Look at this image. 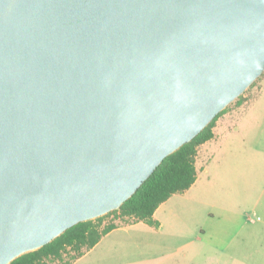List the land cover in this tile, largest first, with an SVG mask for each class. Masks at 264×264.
I'll return each mask as SVG.
<instances>
[{"label": "water", "instance_id": "1", "mask_svg": "<svg viewBox=\"0 0 264 264\" xmlns=\"http://www.w3.org/2000/svg\"><path fill=\"white\" fill-rule=\"evenodd\" d=\"M264 72V0H0V264L117 209Z\"/></svg>", "mask_w": 264, "mask_h": 264}, {"label": "crops", "instance_id": "2", "mask_svg": "<svg viewBox=\"0 0 264 264\" xmlns=\"http://www.w3.org/2000/svg\"><path fill=\"white\" fill-rule=\"evenodd\" d=\"M212 131L198 146L195 182L155 210L158 226H118L71 264H264V73L217 117ZM199 174L206 178L202 188ZM208 204L222 220L209 218L192 237L182 234L186 221L171 220L176 212L200 213ZM161 214H170L168 221Z\"/></svg>", "mask_w": 264, "mask_h": 264}, {"label": "trees", "instance_id": "3", "mask_svg": "<svg viewBox=\"0 0 264 264\" xmlns=\"http://www.w3.org/2000/svg\"><path fill=\"white\" fill-rule=\"evenodd\" d=\"M243 93L237 97L238 100L243 97ZM226 108L221 110L193 139L166 156L120 207L97 218L71 226L49 243L18 256L9 264H53L57 262L71 264L93 247L102 236L118 226L138 221L158 226V221L153 218L155 210L170 196L184 192L195 182V158L198 146L213 137L212 128L215 120ZM108 214H115V219L119 222L104 223L102 218Z\"/></svg>", "mask_w": 264, "mask_h": 264}, {"label": "rangeland", "instance_id": "4", "mask_svg": "<svg viewBox=\"0 0 264 264\" xmlns=\"http://www.w3.org/2000/svg\"><path fill=\"white\" fill-rule=\"evenodd\" d=\"M261 76H259V78L254 82L253 85H251L250 87H248L243 95H247L248 93H250L253 89V87L257 84V82L259 81ZM238 99L236 98L235 100H233L231 103H229L225 109V111L227 109L232 108L236 103H237ZM199 183L197 184V187L202 188L204 186V181H206V178L204 176H202L201 174H199ZM207 184V183H206ZM216 189H225V186L223 185H219L215 187ZM209 204L204 206V209L202 212L200 213H178L176 212V217L171 216V220L174 221H186V224L183 226L182 228V234L186 235L188 237H192L194 235L197 234V232H200L202 229H204V226L206 224V222H208L209 218L213 219V220H222V218L220 217V215L217 214L216 209H209ZM208 213V215H207ZM246 216H249L250 219H256V215L252 214V213H247ZM170 218V214L164 216L163 214L160 215V220L162 222H166L168 221V219ZM102 221L104 223L107 222H111L114 221L115 223H118L119 221L115 219V214H108L106 216H104L102 218ZM68 256H66L67 258ZM53 264H63L62 262H57V263H53Z\"/></svg>", "mask_w": 264, "mask_h": 264}]
</instances>
